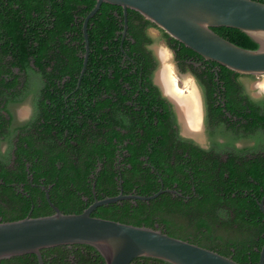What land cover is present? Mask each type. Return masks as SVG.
I'll use <instances>...</instances> for the list:
<instances>
[{"label":"flooded vegetation","instance_id":"1","mask_svg":"<svg viewBox=\"0 0 264 264\" xmlns=\"http://www.w3.org/2000/svg\"><path fill=\"white\" fill-rule=\"evenodd\" d=\"M151 29L158 31L174 56L175 72L172 66L167 75L168 91L158 77L170 61L160 69L163 57L153 47L156 37ZM123 33L122 45L127 39V34L123 39ZM164 33L156 26L146 29V37L151 40L144 45L151 56L148 78L156 91L145 86L142 72L136 75L138 61L124 59L121 63L125 69L133 68V75L121 77V84L111 76L102 92L89 93L87 99H81L83 93H76L81 87V74L74 89L71 82L75 77L64 74L73 66L70 57L76 58L75 44H69V55L61 46L37 55L30 46L23 53L19 45L0 44L2 211L16 208L14 192L32 198L25 191L26 183L17 181L24 172L27 184L35 191L38 208H47L44 193L55 213L54 208H59L56 203L68 200L66 181L88 207L110 198L106 196L113 192L116 196H142L137 194L142 191L137 183L132 189L125 188V180L132 178H137L142 187L150 184L149 193L160 188L188 201L191 193L197 195L196 186L210 175L211 179L222 180V172L232 159V166L241 173L257 163L258 154L264 158V129L257 128L258 119L264 120V95H256L248 83L258 76L226 71L199 56L178 59L183 49L173 48ZM189 87L194 88L190 95ZM130 158L137 161L136 171L129 164ZM101 174L104 182L97 190ZM2 177L12 182L6 184ZM109 177L113 182L106 181ZM48 179L55 182L46 184ZM175 179L181 187L173 182ZM5 186L12 197L5 193ZM35 208L31 205L30 214ZM2 220L0 215V223ZM156 226L165 229L159 223Z\"/></svg>","mask_w":264,"mask_h":264},{"label":"trees","instance_id":"2","mask_svg":"<svg viewBox=\"0 0 264 264\" xmlns=\"http://www.w3.org/2000/svg\"><path fill=\"white\" fill-rule=\"evenodd\" d=\"M254 1L264 3V0ZM95 5V0H0V44L19 45L23 53L26 46H30L36 49L37 55L42 54L43 50H57L58 46H61L64 54L69 55L68 52H72V49L68 48L69 44H75L76 58L70 57L73 66L64 71L65 75L75 77L71 82L74 89L77 87L86 53L84 21ZM137 22L141 24L138 25ZM124 23L123 9L107 3H104L90 19L88 36L91 52L81 87L76 92L78 95L83 93L81 99H87L88 94L94 91L102 92L111 76L115 78V82L121 84V77L133 75L131 73L133 68L125 69L127 67L121 63L124 59L138 61L136 75L139 76L142 72L147 82L145 86H148L151 92L157 90L148 78L151 75L149 71L151 56L144 47L146 42H151L150 38L146 37V29L156 25L138 12L129 10L127 39L122 45ZM214 31L242 48L249 50L259 48L255 41L239 29L220 27L214 28ZM142 36L145 40H142ZM164 36L173 48L183 49V54L178 55V59L190 56H199L203 59L168 34L164 33ZM133 40L136 43H133ZM25 60L21 59L23 66H26ZM223 68L227 71L226 67ZM257 116L260 117L259 114ZM260 127L264 129L263 119H258L257 128ZM129 164L134 168L133 171L137 170L135 159L130 158ZM232 165L233 159L222 172V180L211 179L210 175L205 182L199 183L196 186L197 195L191 193V199L188 201L185 197H173L172 194L164 193L150 201L124 200L102 206L96 209L92 216L153 229H159L156 226L159 223L165 228L162 232L171 237L215 251L240 264H259L264 245V214L260 209V202L264 197V158L261 153L258 154L257 163L241 173ZM103 176L104 174H101L98 177L97 190L102 189ZM26 178L24 172L22 179L17 181L26 183L25 191L31 194L32 198L27 199L26 195L19 192L16 195L14 192L13 198L17 200V206L12 212L0 209L2 222L28 217L33 204L36 208L30 214L31 217L54 214L42 192L47 208H38L36 195L33 194L35 191L27 184ZM1 179L6 184L12 182L8 178ZM136 179L125 180V188L132 189L137 183L142 190L137 194L149 196L159 192L160 188H157L153 193H149L152 190L150 184L142 187ZM53 181L55 182L48 179L46 184ZM106 181L113 182V177ZM66 182L64 189L69 192L68 200L56 203L53 199V202L64 214L83 213L88 206H85L82 196L74 194L75 189L68 181ZM173 182L180 181L175 179ZM179 185L181 187V183ZM59 186L58 184L56 188ZM5 189H7L5 193L10 197V189L7 186ZM85 195L93 200L88 193ZM116 195L117 192H113L106 197ZM42 256L44 264H106L100 253L88 245H65L43 249ZM0 264H39V261L36 255L27 254L1 260ZM131 264L169 263L151 258H136Z\"/></svg>","mask_w":264,"mask_h":264},{"label":"water","instance_id":"3","mask_svg":"<svg viewBox=\"0 0 264 264\" xmlns=\"http://www.w3.org/2000/svg\"><path fill=\"white\" fill-rule=\"evenodd\" d=\"M95 1L96 5L83 26L86 54L81 78L90 56L88 24L104 3L123 9V39L128 31V11L133 10L207 61L242 75H264V3L254 0ZM220 27L243 31L259 48L249 50L235 45L214 31ZM162 193L163 190L148 197L120 194L94 202L81 214H64L56 207L52 215L2 222L0 261L34 254L39 264H44L43 249L88 245L100 253L106 264H131L136 258L157 259L169 264H240L215 251L171 237L159 229L92 216L98 207L104 205L121 200L150 201ZM260 209L264 214V197ZM259 264H264V245Z\"/></svg>","mask_w":264,"mask_h":264},{"label":"rangeland","instance_id":"4","mask_svg":"<svg viewBox=\"0 0 264 264\" xmlns=\"http://www.w3.org/2000/svg\"><path fill=\"white\" fill-rule=\"evenodd\" d=\"M150 32H151L152 35H154L156 37V42H155V44L153 46L155 51H157L159 56H160V54H163V55L166 54V62L165 63L163 62V59L161 58V67H160V69L163 68L164 65L166 63H169V61H170V64L168 65V68L171 70V68L173 66V73H174L175 72V62H174V56H173L172 51L169 49V47H167L165 45L164 41L162 40V38L159 35L157 30L151 29ZM169 69H168V72H169ZM190 80H192V78H190ZM248 83H249V87L252 89L253 92L256 93V95H259V94H263L264 95V75L263 76H258L256 78L250 80ZM181 88H182V86H181ZM187 89H188V93H187L188 95L194 93V88L189 87Z\"/></svg>","mask_w":264,"mask_h":264},{"label":"bare ground","instance_id":"5","mask_svg":"<svg viewBox=\"0 0 264 264\" xmlns=\"http://www.w3.org/2000/svg\"><path fill=\"white\" fill-rule=\"evenodd\" d=\"M162 52V51H161ZM163 57V60H164V63L166 62V54H162L161 55ZM168 57V56H167ZM168 59V58H167ZM168 64V63H166ZM168 67H166L165 65V68L159 73V82L164 86V88L168 91V87H167V75H168ZM194 120L192 122H190V125H191V128L194 127Z\"/></svg>","mask_w":264,"mask_h":264}]
</instances>
